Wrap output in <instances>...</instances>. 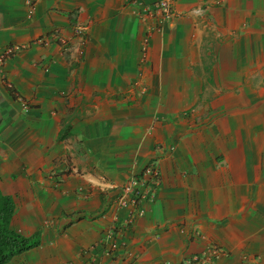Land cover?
<instances>
[{"label": "crops", "instance_id": "1", "mask_svg": "<svg viewBox=\"0 0 264 264\" xmlns=\"http://www.w3.org/2000/svg\"><path fill=\"white\" fill-rule=\"evenodd\" d=\"M0 0V190L38 244L6 264H264V0ZM151 8V6H150ZM197 11V12H196ZM159 19V22L157 21ZM159 185L123 226L117 187ZM127 250L102 254L108 229Z\"/></svg>", "mask_w": 264, "mask_h": 264}, {"label": "built area", "instance_id": "2", "mask_svg": "<svg viewBox=\"0 0 264 264\" xmlns=\"http://www.w3.org/2000/svg\"><path fill=\"white\" fill-rule=\"evenodd\" d=\"M147 5L149 6L145 7L147 13L150 15L155 14L165 21L176 17L178 14L173 10L170 0H149ZM157 21L159 22V19H157ZM9 52L11 51L8 49L6 54ZM158 185V167L155 161H150L144 165L137 174L132 175L117 187V193L113 198L112 204L115 208L126 211L122 221L123 226L131 224L135 218L143 215V204L153 201ZM123 232L124 230L122 227L120 229L114 226L103 233V237L100 240V246L103 248V255L113 256L121 251L124 256L134 258L133 253L126 249L127 245L122 235ZM222 253L219 247L209 246L202 252L191 255L181 264H207L219 258Z\"/></svg>", "mask_w": 264, "mask_h": 264}, {"label": "trees", "instance_id": "3", "mask_svg": "<svg viewBox=\"0 0 264 264\" xmlns=\"http://www.w3.org/2000/svg\"><path fill=\"white\" fill-rule=\"evenodd\" d=\"M13 199L0 190V264L38 244L36 235L24 236L11 225Z\"/></svg>", "mask_w": 264, "mask_h": 264}, {"label": "clouds", "instance_id": "4", "mask_svg": "<svg viewBox=\"0 0 264 264\" xmlns=\"http://www.w3.org/2000/svg\"><path fill=\"white\" fill-rule=\"evenodd\" d=\"M171 1V0H170ZM172 6V5H171ZM26 7H27V15H30L31 14V12H32V4H31V2L29 1V0H27L26 1ZM177 13V12H176ZM18 46L17 45H9L8 47H6L5 49H3L1 52H0V60H2L3 58H6V57H9V56H11L14 52H16L17 50H18ZM8 49L11 51V52H9L8 54H6L7 53V51H8ZM7 50V51H6ZM5 51H6V53H5ZM4 52V53H3ZM203 251V250H202ZM224 253V252H223ZM195 254H198V253H195ZM219 258H217V259H215V260H212V261H210L209 263H207V264H211V263H213L214 261H216V260H218ZM252 262H255V261H250V263L249 264H251Z\"/></svg>", "mask_w": 264, "mask_h": 264}, {"label": "rangeland", "instance_id": "5", "mask_svg": "<svg viewBox=\"0 0 264 264\" xmlns=\"http://www.w3.org/2000/svg\"><path fill=\"white\" fill-rule=\"evenodd\" d=\"M250 263V261H247V264H249ZM251 264H256V262H252Z\"/></svg>", "mask_w": 264, "mask_h": 264}]
</instances>
